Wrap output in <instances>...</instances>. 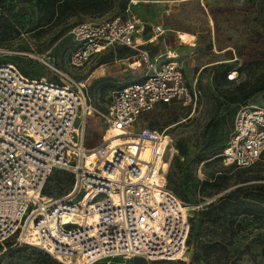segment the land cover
Returning a JSON list of instances; mask_svg holds the SVG:
<instances>
[{
	"label": "built area",
	"instance_id": "built-area-1",
	"mask_svg": "<svg viewBox=\"0 0 264 264\" xmlns=\"http://www.w3.org/2000/svg\"><path fill=\"white\" fill-rule=\"evenodd\" d=\"M139 24L135 14L118 15L80 22L71 30L75 66L114 44L137 48L140 62L147 65L142 79L110 93L107 121L122 132L121 144L104 137L102 143L86 145L94 106L84 82L48 59L42 61L62 76L61 82L27 76L15 63L0 61V242L14 237L65 264L114 256L183 259L189 212L167 185L166 130L142 124V119L159 104L191 103L196 91L186 86L178 62L157 65L141 48ZM154 30L164 32L160 25ZM147 144L152 149L144 156ZM92 150L96 157L87 164ZM263 153L264 107L243 104L220 157L225 164L249 168ZM55 168L73 172L72 189L62 198L44 194Z\"/></svg>",
	"mask_w": 264,
	"mask_h": 264
},
{
	"label": "rangeland",
	"instance_id": "rangeland-1",
	"mask_svg": "<svg viewBox=\"0 0 264 264\" xmlns=\"http://www.w3.org/2000/svg\"><path fill=\"white\" fill-rule=\"evenodd\" d=\"M44 1L0 0V61L61 82L44 58L84 82L94 106L86 145L93 147L109 137L110 93L142 79L147 65L140 63L137 48L114 44L75 66L71 30L80 22L135 14L140 19L137 39L150 38L141 48L158 56L157 65L178 62L186 86L196 91L191 103L160 104L142 119V124L166 130L167 185L189 206V217L209 202L215 204L212 220L197 226L199 246L195 239L187 242L183 259L175 262L264 264V200L256 198L264 197V154L250 168L225 164L220 157L236 110L246 103L264 107V90L248 95L264 83V0H105L99 12L58 22L49 21ZM158 25L163 33L154 30ZM179 31L192 33L194 40L182 41ZM73 183L70 169L55 168L44 190L62 198ZM46 253L14 237L0 242V264H65Z\"/></svg>",
	"mask_w": 264,
	"mask_h": 264
},
{
	"label": "trees",
	"instance_id": "trees-1",
	"mask_svg": "<svg viewBox=\"0 0 264 264\" xmlns=\"http://www.w3.org/2000/svg\"><path fill=\"white\" fill-rule=\"evenodd\" d=\"M104 4H105V0H45L43 2V8L47 16H49V21L54 20L58 22V21H61L63 18H67L73 15H76L78 13L99 12L101 11ZM21 70L27 76L35 77V76H32L29 72L23 70L22 68ZM259 90H264V83L253 88L248 93V95L256 91H259ZM260 187H261V190L264 192V185H260ZM44 194H46L45 190H44ZM256 198H261L262 200H264V197L256 196ZM214 205H215L214 201H211L205 206L200 207V209L195 211L194 214L189 217L190 232H189V237H188L189 239L187 242H190L191 240L195 239L196 245H197L196 248L199 246V243L201 242L199 238L201 237L200 236L201 232H197L198 230L197 226L202 222H210L212 220V213L215 208ZM196 213L198 216H196ZM46 256L47 258L54 261V259L51 257L50 254L46 253ZM195 256H198L197 253Z\"/></svg>",
	"mask_w": 264,
	"mask_h": 264
},
{
	"label": "bare ground",
	"instance_id": "bare-ground-1",
	"mask_svg": "<svg viewBox=\"0 0 264 264\" xmlns=\"http://www.w3.org/2000/svg\"><path fill=\"white\" fill-rule=\"evenodd\" d=\"M178 36L180 37V39H182V41L187 42H191L194 40V35L192 33L186 32V31H179L178 32ZM232 77H234V72ZM108 134L109 137H107L109 140H112V144H121L122 139L118 137V135L122 134L121 131L114 129V128H109L108 129ZM163 143L165 144V148L167 149L168 143L166 138L164 137V141ZM152 149V146L150 144H147L145 149L143 150V155L147 156L150 152V150ZM96 157V153L95 151H90L87 155H86V163L89 164L91 161H93ZM168 165L169 163L167 161L164 162V169L167 170L168 169ZM189 207V206H188Z\"/></svg>",
	"mask_w": 264,
	"mask_h": 264
},
{
	"label": "crops",
	"instance_id": "crops-1",
	"mask_svg": "<svg viewBox=\"0 0 264 264\" xmlns=\"http://www.w3.org/2000/svg\"><path fill=\"white\" fill-rule=\"evenodd\" d=\"M149 40L150 38L147 39L146 41H141L140 43H142V47H146ZM144 49H147V48H144ZM152 58L158 59V56H152ZM93 264H179V262L167 261V260L150 261L143 256H134V257L114 256V257H110V258L95 262Z\"/></svg>",
	"mask_w": 264,
	"mask_h": 264
}]
</instances>
